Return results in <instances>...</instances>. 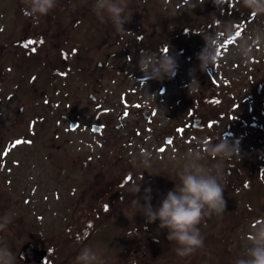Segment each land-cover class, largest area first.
Instances as JSON below:
<instances>
[{"label": "rangeland", "instance_id": "1", "mask_svg": "<svg viewBox=\"0 0 264 264\" xmlns=\"http://www.w3.org/2000/svg\"><path fill=\"white\" fill-rule=\"evenodd\" d=\"M10 1L0 0V215L10 209L18 215L7 231L0 232V245L13 250L17 264H26L19 256V250L29 235L55 242L61 226L70 224L78 195L72 184L88 174L81 171L80 166L74 175H66V162L71 161L70 157L75 152L81 154V159H88L92 152L94 156L105 153L106 150L101 148L104 146H118L119 150L127 140L124 137L129 139L128 136L134 133L140 137L129 143L130 147L155 152L153 161L160 169L170 166L178 169L170 160L172 155L182 162L189 150H203L205 145L225 137L238 143L240 148V156H233L231 161L235 164L245 162L250 130L252 126L258 128L264 117L260 112L262 104L259 100L254 104L247 100L252 91L239 79L246 78L251 70V61L245 63L233 54L234 43L225 45L219 63L208 71L200 70L197 55L205 46L200 33L222 31L223 26L230 22L242 36H247L254 27H264V16L251 15L237 0H229L223 10L222 7L217 8L213 0H128L134 13L132 22L125 25L126 31L117 32L111 22L102 23L92 13V0H78L86 5L79 8L80 14L87 13L75 27V30L78 28L76 39L79 49L73 61L75 71L69 72L67 67H62L63 72L57 73L53 83L58 90L48 88V97H57L59 105L50 104V101L45 104L40 100L42 106L38 115L27 109L18 120L17 105L26 98V91L32 89L26 82L32 70L23 72V68L17 65L21 47L15 46L14 53V44L7 45L12 33L16 37L19 34L13 30ZM66 12L64 10V14ZM88 15L92 18L90 24L85 25L83 22L89 23L84 20ZM100 28H105L111 38L106 44L110 45L112 62L111 74L101 85L95 82L96 74L84 77L81 68L88 57L84 58L80 52L86 45L92 46L96 42ZM81 43L84 45L80 49ZM263 50L264 46H261L254 52ZM144 51L164 54L171 51L179 65L175 78L163 81L147 79L138 65ZM105 58L101 53L87 63L94 69L97 60ZM32 65L38 73L40 67L45 69L39 62ZM118 69L122 70L121 75L116 74ZM9 79L15 84L9 83ZM90 91L100 99L94 105L88 102ZM146 108L149 109V118L143 114ZM221 108L225 112L222 115ZM236 110L241 112L239 120H235ZM99 111L103 113L97 119L95 114ZM65 112L81 123L92 119L103 124L104 132L82 130L80 125L70 129L62 118ZM193 117H201L204 127L195 128ZM56 129L61 132V138L57 140L61 142V148L51 144L56 137ZM209 130L217 131V141ZM168 136L173 139L171 143L165 140ZM226 161L221 163V177L225 178L223 167L228 166ZM204 162L212 166L210 161ZM236 173L237 170L233 169V174ZM149 225L158 227L159 222ZM214 229L209 227L207 232L201 231L204 239L208 236L205 246L210 248L215 247L213 242L216 238L211 233ZM246 230L240 238L244 247L247 244ZM86 234L87 231L80 230L75 237L80 242L86 239ZM95 236V248L104 260L113 261V255L121 249L122 235L111 234L109 241L107 235L104 239L103 234L96 233ZM165 236L161 233L158 239ZM126 244L125 241L122 247Z\"/></svg>", "mask_w": 264, "mask_h": 264}, {"label": "flooded vegetation", "instance_id": "2", "mask_svg": "<svg viewBox=\"0 0 264 264\" xmlns=\"http://www.w3.org/2000/svg\"><path fill=\"white\" fill-rule=\"evenodd\" d=\"M93 2L94 0L90 1L91 5ZM10 5L15 27L13 30L19 31V34L16 37L12 33L7 45L14 44L12 49L14 53L15 46H20V61L17 65L23 68V72L32 70L29 75L25 73L27 85L32 89L26 91V98L17 105L19 113L16 118H19L27 109L37 114L40 111L39 107L42 106V103H39L40 100H43L45 104H47L46 101H50V104L52 102V104L59 105L57 97H48V88L50 86L52 90L54 88L56 91L58 90L53 83L57 76L63 72L62 67H67L69 72L75 71L73 61L79 52L78 39H76L78 28L75 30V27L78 20L83 18L87 12L82 14L79 12V8L86 7L84 2L80 4L78 0H58L56 8L46 17L33 20L25 13L22 0H11ZM225 6L226 3L222 6V10ZM64 10L67 11L66 14H64ZM91 18L92 15L91 17L88 15L84 20H88L89 23L87 21L83 23L90 24ZM98 30L100 31L96 42L92 46L86 45L80 52L84 58L88 57L87 62L90 58L101 53L106 58L98 59L94 69L87 62L84 63L81 71L84 77L98 75L95 82L101 85L112 70L110 45L106 44L111 38L105 28ZM74 31L76 32L74 33ZM29 41L35 43L29 44ZM26 44L28 47H25ZM105 44L106 46L102 47ZM83 45L80 44V49ZM254 53L256 55H253L250 60L251 70L246 78L239 79L244 82L243 85H249L252 94H254V96L248 95L247 100L253 104L259 100V103L262 104L260 112L261 115H264V52ZM34 62L41 63L45 69L40 67L39 73L36 72V67L32 65ZM121 71L118 69L116 74L121 75ZM9 83L15 84L10 79ZM230 95L231 93H229ZM235 100H237L236 97ZM99 101L97 95L93 100L91 98L88 100L92 105ZM236 111L235 120H239L242 117L241 112ZM102 113V111L96 113V118L100 119ZM62 115L65 122L73 121L72 114L69 112ZM20 118L22 119V117ZM261 122L258 128L252 126L250 130V144L246 150L245 162L235 164L233 161L227 160L228 166L223 167L226 170V178L221 177V183L225 184L226 210L220 216L206 217L199 225L202 232H207L209 227L215 228L211 232L216 238L213 242L215 247L205 246L208 244L207 236L204 239V246L196 255L192 254L185 258L178 257L173 250L174 245L167 240V231L159 229V226L152 227L147 224L143 215L139 213L138 207H133L134 196L130 191L133 184L141 183V192L138 194L141 204L145 203L143 200L144 189L148 187L152 189L151 203L155 208L159 205L161 198L174 188L175 181L172 179L176 178L175 173L178 170L173 166L164 170L160 169L155 166L154 161L152 171L157 175H151L147 171L144 172V169L135 167L133 160L138 159L141 150L128 145L136 142L134 139L140 137L133 133L128 136L129 139L127 136L124 137L127 140L124 141L125 145L122 148L119 147V150L116 148L118 146H104L101 148L106 150L105 153L101 152L99 156H94L92 152L88 159H81L79 152L72 154L71 161L66 162L64 168L66 175H74L80 166L81 171L88 174H86L87 177L81 180L78 178L72 184L74 192H77L78 195H76V207L69 220L70 224L61 226V232H57L55 242H48V238L43 241V237L37 239V237L29 235L25 242H34L35 248L41 252L45 249L47 255L40 263L36 261L24 262L26 264H74L75 257L82 246L87 244L95 248L97 245L95 234L99 233L104 235L103 239L107 235L108 241L111 234L119 237L122 235L121 249H118L117 253L113 255V261L105 260V264H234V260L243 254L245 248L242 239H240L244 230L247 229L246 234H248L251 227L264 222V117ZM94 125L99 126L98 131L95 130ZM81 128L82 130L92 129L96 133L104 132V125L95 123L92 119L83 121ZM208 132H213V139L218 140L217 131L209 130ZM54 133L56 137L51 144L61 148V142L57 141L61 138V132L56 129ZM222 134L224 135V132H221ZM154 153H152L153 157ZM207 160L211 162L212 166L214 161L218 162L211 157H208ZM233 169L237 170L236 174H233ZM106 206L107 210H105ZM80 230L87 231V234L86 239L79 242L75 236ZM129 232L132 233L131 236H128ZM161 233L166 236L158 239V235ZM125 241L126 247H122Z\"/></svg>", "mask_w": 264, "mask_h": 264}, {"label": "clouds", "instance_id": "3", "mask_svg": "<svg viewBox=\"0 0 264 264\" xmlns=\"http://www.w3.org/2000/svg\"><path fill=\"white\" fill-rule=\"evenodd\" d=\"M58 0H22L25 13L33 20L46 17L57 6ZM229 0H213L217 8ZM244 9L253 16H264V0H237ZM92 13L100 22H111L117 32L126 31L125 25L130 23L133 12L128 0H94ZM205 46L197 55L200 70L208 71L215 67L221 58L226 44L234 43L233 54L245 63L252 59L254 50L264 46V27H254L247 36H242L229 22L222 31L216 33H200ZM139 69L147 79L163 81L174 79L178 72V61L170 52L156 53L144 51L138 61ZM191 86V85H190ZM240 156L238 143L221 137L214 144H207L203 150H189L184 157H170L178 168L175 173V186L166 196L161 198L157 207H153L152 189H144V204L140 203L141 183L130 188L134 199L132 205L139 209L147 224L159 221V229L166 230L167 240L174 245L178 257L185 258L204 246V238L199 225L207 217L220 216L226 210L224 197L225 184L221 183V163ZM208 157L218 162L208 166L204 161ZM153 154L141 151L138 159L133 160L135 167L144 169L151 175H157L153 169ZM14 210L0 215V232L7 231L17 218ZM138 230V229H137ZM132 233L129 232L128 236ZM247 244L243 254L234 260V264H264V222L257 223L246 235ZM0 264H17V256L7 245H0ZM74 264H105L101 252L91 245L80 248Z\"/></svg>", "mask_w": 264, "mask_h": 264}, {"label": "water", "instance_id": "4", "mask_svg": "<svg viewBox=\"0 0 264 264\" xmlns=\"http://www.w3.org/2000/svg\"><path fill=\"white\" fill-rule=\"evenodd\" d=\"M145 116H147V110H145ZM72 127L76 126V123H71ZM194 127H202V122L200 118H195L194 119V123H193ZM170 138H168L167 140H169ZM34 244L32 242H28L26 244H24V246H22L21 250H20V256L25 260V261H37V262H41L43 259H45L47 253L45 252V250L43 252H39L38 250L34 249Z\"/></svg>", "mask_w": 264, "mask_h": 264}, {"label": "snow or ice", "instance_id": "5", "mask_svg": "<svg viewBox=\"0 0 264 264\" xmlns=\"http://www.w3.org/2000/svg\"><path fill=\"white\" fill-rule=\"evenodd\" d=\"M35 43L34 41H29V44ZM25 47H28V44L25 45ZM167 51V50H165ZM124 115H127V113H125ZM17 143H20V141H17ZM169 143H171V141H169ZM105 210H107V206L105 207Z\"/></svg>", "mask_w": 264, "mask_h": 264}, {"label": "bare ground", "instance_id": "6", "mask_svg": "<svg viewBox=\"0 0 264 264\" xmlns=\"http://www.w3.org/2000/svg\"><path fill=\"white\" fill-rule=\"evenodd\" d=\"M187 64H188V62H187ZM174 84H175V83H174ZM175 86H176V88H178V83H177V82H176Z\"/></svg>", "mask_w": 264, "mask_h": 264}]
</instances>
